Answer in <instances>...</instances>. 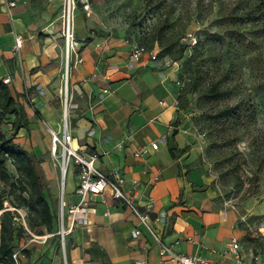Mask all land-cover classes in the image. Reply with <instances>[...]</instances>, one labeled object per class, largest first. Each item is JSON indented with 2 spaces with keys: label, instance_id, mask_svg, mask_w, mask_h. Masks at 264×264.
Here are the masks:
<instances>
[{
  "label": "crops",
  "instance_id": "obj_1",
  "mask_svg": "<svg viewBox=\"0 0 264 264\" xmlns=\"http://www.w3.org/2000/svg\"><path fill=\"white\" fill-rule=\"evenodd\" d=\"M5 1L0 0V79L11 78L20 95L35 86L57 89L61 60L53 43L58 28L52 16L58 1L43 0L37 8L32 0H9L16 2L10 11ZM16 36L24 39L20 53L15 51ZM78 40L84 63L72 69L78 105L71 113L75 149L95 156L97 168L109 177L120 173L125 193L136 198L142 211L150 206V224L176 252L211 264H236L227 249L238 240L244 262L255 253L264 264V195L243 207L224 197L211 164L201 160L203 146L189 112L178 110L181 63H164L157 52L134 61V45L125 40L89 35ZM41 103L38 112L49 136L35 154L44 170L49 168L44 158V147L51 143L49 129L59 130L63 109L44 98ZM28 115L32 120L31 110ZM76 171L69 205L79 201ZM48 176L55 181L50 171ZM50 198L54 200L52 194ZM22 246L27 253H20L21 264H176L109 190L92 199L85 219L67 237L65 251L56 235L41 242L29 239Z\"/></svg>",
  "mask_w": 264,
  "mask_h": 264
},
{
  "label": "rangeland",
  "instance_id": "obj_2",
  "mask_svg": "<svg viewBox=\"0 0 264 264\" xmlns=\"http://www.w3.org/2000/svg\"><path fill=\"white\" fill-rule=\"evenodd\" d=\"M57 1L52 18L56 20L58 28L53 43L61 60L58 76L60 85L57 89L49 88L48 91L41 86L27 90L25 88L22 96L17 99L19 104L24 106L27 115L29 110L32 111V120L30 134L24 129L16 142L34 154L40 141L45 142L49 136L45 132V123L40 113L36 112L39 107L42 108V99H46L54 108H64L67 63L66 44L60 31L64 0ZM77 1L82 4L81 0ZM32 2L37 8L40 3L43 4V0ZM89 3L91 6L89 13L84 11L83 4L82 7L78 6L76 11L77 38L89 35L108 41L125 40L135 45L147 41L166 16L165 9H158L159 4L165 8L170 6L174 8V13L170 16L172 21H176L172 36L176 35L175 38L179 39V47L186 46L184 58L179 61L181 66L194 52H198V57L194 60L195 67L198 66L199 69L198 78L186 74L182 78L179 76V82L181 89L193 85L196 87L189 97L188 112L192 130L200 138L203 146V155L211 164L212 170L216 159L221 163L220 170L229 173L230 187L223 188L221 185L220 188L224 197L229 196L236 206L243 207L252 197L264 195V108L261 97L256 93V78L254 79L249 64H245L242 73L236 75L233 80L225 76L234 61L229 45L233 38L237 39V34L228 30L222 18L223 15L229 14L230 10L243 11L252 8L257 0H89ZM188 30L193 33L196 43L184 40ZM261 33L262 28L258 24L243 23L239 35L251 38L254 35L259 37ZM199 45L201 49L200 47L197 49ZM155 52L158 56L160 49L156 47ZM159 60L167 64L175 62L169 57ZM181 66L179 75L182 72ZM69 75L68 89L72 95V69ZM218 82H222L219 84L221 96L213 98L209 88L212 83ZM11 85L12 83L9 86L14 89ZM226 110L230 111L229 115L221 116ZM13 121L14 118H10L9 124L4 128L9 136L12 134ZM196 145L195 143L194 147ZM49 149V145L44 147V158L48 160L49 168L45 167L43 173L49 196L52 194L54 197V200L49 197L54 217L56 222L58 221L57 232L54 235L60 239L59 211L55 210L54 204L56 203L60 209L63 194L65 200H68L73 184L77 180L74 175L75 165L72 162L63 190L60 164L52 158ZM238 165L240 166L237 167ZM8 169L12 176L17 174L16 167L10 163ZM49 171L56 177L55 181L50 180ZM213 172L215 174V169ZM236 178L243 181L241 190L235 186ZM0 190L7 193L9 202L5 205L9 208L15 197L8 195L9 186L3 187L0 184ZM21 212L25 216V222L17 223L18 227L29 228L30 224H35V218L30 211ZM24 241L19 243V251Z\"/></svg>",
  "mask_w": 264,
  "mask_h": 264
},
{
  "label": "trees",
  "instance_id": "obj_3",
  "mask_svg": "<svg viewBox=\"0 0 264 264\" xmlns=\"http://www.w3.org/2000/svg\"><path fill=\"white\" fill-rule=\"evenodd\" d=\"M78 6L82 4L78 2ZM264 0H257L256 5L252 8L239 11L237 9L230 10L229 14L223 15V21L228 30L237 34V39L233 38L230 42L229 50L234 61L225 73L226 78L233 80L235 76L242 73L245 64H249L250 69L256 81V93L261 97L264 108ZM158 9L166 10V16L158 25L156 32L147 41L141 44H133L134 46L143 47L148 53L155 52L156 47L160 49L157 59L171 58L175 62H179L184 58L186 46H178V40L173 35L175 22L170 19L174 13V8L163 7L158 5ZM243 23H251L259 25L262 28L260 36L239 35ZM187 25L184 27L186 31ZM190 31L188 30L186 35ZM171 33V34H170ZM233 36V34H229ZM179 47V48H178ZM201 46L199 45L197 49ZM198 52H194L191 57L184 61L180 78L189 74L191 77L198 78L199 69L195 67L194 60L197 59ZM180 83V82H179ZM218 83H212L209 92L213 98L221 96ZM197 84V80H195ZM181 85V84H180ZM195 85L184 87L180 90L177 105L179 112H188L190 109L189 97L194 93ZM22 95L16 93L9 85L4 84L0 79V184L5 187L9 186L8 195H13L14 200L11 201L10 207L6 208L9 202L7 193L0 190V264H16L14 259L15 253H27L25 249L18 250L19 243L32 239L33 236L50 235L57 232L58 221L53 214L51 203L49 201V192L45 186V179L41 167V161L33 152L25 149L16 142L20 132L26 130L29 134L30 120L23 105L19 104L18 98ZM38 112V111H36ZM226 110L223 115H229ZM10 118H14L12 123V134L9 136L4 128L9 124ZM185 150L184 153L188 152ZM201 160H206L205 156H201ZM211 160H213L211 158ZM207 162V160H206ZM16 167V175L9 173L8 164ZM214 163L215 175L218 177V184L224 188L230 187L229 173L220 170L221 163L216 160ZM238 165L237 167H239ZM235 167V169H238ZM213 169V170H214ZM78 172V171H76ZM240 190L243 188V181L236 178V185ZM229 197V196H228ZM227 197V198H228ZM31 212L35 218V224H30L29 228L18 227L17 223L22 224L21 216L15 211ZM28 229V230H27ZM30 233H29V232Z\"/></svg>",
  "mask_w": 264,
  "mask_h": 264
},
{
  "label": "built area",
  "instance_id": "obj_4",
  "mask_svg": "<svg viewBox=\"0 0 264 264\" xmlns=\"http://www.w3.org/2000/svg\"><path fill=\"white\" fill-rule=\"evenodd\" d=\"M8 10L16 7L15 1L6 0ZM84 11L89 13L91 6L89 0H81ZM78 9L77 0H64L62 11V37L66 44V84L65 101L63 108L62 122L59 130L49 129L51 143L50 153L52 158L60 164V170L63 180V190L65 187V179L69 173L72 162L75 169L79 173V183L75 190V195L79 198L77 203L69 205L63 194L60 210H59V225L60 230L58 235L61 237V245L63 250L66 248V239L74 231L78 222L83 221L89 212L91 201L93 198L104 195L109 190L115 200L121 201L127 208L131 210L133 215L138 219L141 225L151 233L157 243L160 244L162 254L170 257L176 264H211V262L203 257L197 255H186L175 251L174 245H166L161 241L160 236L153 229L150 224V206L146 211H142L137 200L133 196H128L124 189V180L120 177V173L116 172L114 178L109 177L96 166L97 158L95 156H85L74 147L73 124L71 113L78 109V105L74 102L73 94L70 95L68 89L70 69H74L84 63L81 56V44L77 38L76 26V11ZM184 40L194 41L193 33H188ZM24 39L22 36H16L15 51L20 53L23 49ZM148 53L146 49L139 46H134L132 50V59L139 61L141 57ZM4 84L10 85L11 78L3 79ZM153 149H158V144L152 145ZM135 157H141V153L135 154ZM159 178L155 177V181ZM25 222V216L20 210H15ZM28 230V229H27ZM29 232V231H28ZM30 233V232H29ZM140 231H136V235H140ZM54 236V235H51ZM33 236L32 241L41 242L46 241L49 237ZM176 244H179L177 242ZM228 252L232 254L236 260V264H259L260 257L258 254L252 253L247 262L243 261L241 254V246L238 240H234L228 246ZM14 259L16 264H21L20 254L15 253ZM222 264V263H219Z\"/></svg>",
  "mask_w": 264,
  "mask_h": 264
},
{
  "label": "bare ground",
  "instance_id": "obj_5",
  "mask_svg": "<svg viewBox=\"0 0 264 264\" xmlns=\"http://www.w3.org/2000/svg\"><path fill=\"white\" fill-rule=\"evenodd\" d=\"M66 90H67V88H66ZM66 90H65V91H66ZM0 229H1V226H0Z\"/></svg>",
  "mask_w": 264,
  "mask_h": 264
}]
</instances>
